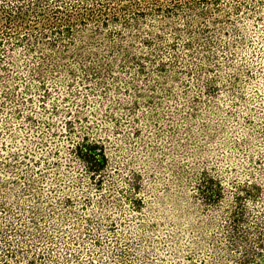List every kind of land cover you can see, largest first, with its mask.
<instances>
[{"label": "rangeland", "instance_id": "1", "mask_svg": "<svg viewBox=\"0 0 264 264\" xmlns=\"http://www.w3.org/2000/svg\"><path fill=\"white\" fill-rule=\"evenodd\" d=\"M238 2L231 0L218 14L222 22L198 36L194 53L178 45L185 64L172 63L174 51L166 43L163 51L152 52L154 60L144 58L151 50L135 39L129 50L139 59L129 61L127 70L116 64L117 78L101 65L99 79L71 59L61 64L74 67L73 75L49 72L54 70L50 63H39L26 47H9L8 56L0 49L2 264H82L91 258L85 254L89 248L95 264H219L210 255L229 243L227 214L240 191L237 180L259 186L252 189L256 200L249 201L244 192L243 202L255 215L264 211V8L238 13ZM235 27L244 31V39L233 33ZM104 30L105 40L115 34ZM92 34L91 28L83 33ZM227 45L237 49L236 58L224 51ZM100 52L104 62L114 56L124 64L122 54L108 47ZM137 62L146 72L138 71ZM40 68L49 77L47 92L36 76ZM60 75L62 82L51 78ZM87 141H98L110 157L102 188L90 182L75 155L76 146ZM204 169L215 175L220 171L227 193L210 208L197 191ZM62 172L77 181L59 180ZM41 195L46 197L42 202ZM65 195L72 196L68 204L62 201ZM87 195L92 205L86 206ZM177 201L196 214L195 226L205 213L206 223H215L207 230V249L188 246L200 232L177 218ZM38 206L44 216L35 224ZM53 216L59 218L60 232L49 227ZM21 223L31 229L30 236L14 231ZM243 227L250 233L239 247L254 246L253 229L249 223ZM181 232L185 250L176 257L168 251V237ZM13 248L17 256L11 258L7 252Z\"/></svg>", "mask_w": 264, "mask_h": 264}, {"label": "trees", "instance_id": "2", "mask_svg": "<svg viewBox=\"0 0 264 264\" xmlns=\"http://www.w3.org/2000/svg\"><path fill=\"white\" fill-rule=\"evenodd\" d=\"M230 1L0 0V49L5 52V56H8L9 47H15V45L26 47L33 57L37 56L36 58L37 60L39 59V63H50V67L54 70H49V72L56 71L63 73L67 71L70 75H73L75 72L74 67L69 64H61L62 60L71 59L86 72L97 75L99 79H102L99 76L102 73L101 65H103L107 73L117 78L115 74L116 64L127 70L129 61L139 59L131 52V49L129 50V44L133 43L135 39L140 41L142 49L150 48L151 50V52L142 55L144 58L154 60L152 52L155 50L163 51L162 44L166 43L169 45L170 50L174 51L172 53V63H183L184 56L178 51V45L182 44L189 52L194 53V46L198 36L202 32L209 31L217 22H222L218 14L227 11L225 6ZM234 8L238 13L242 11V8L257 13L261 8H264V0H239ZM230 18L228 16L227 20L232 22ZM90 28L93 29L94 35H83ZM104 29L109 30V33H115L116 38L114 35H106L109 40L103 39L101 36L106 34L104 33ZM232 31L242 39L246 37L244 31L238 27H235ZM143 32L144 35H141ZM129 34L131 38L128 37ZM225 34L227 33L225 32ZM169 36H173V39L171 40ZM173 40H176V43ZM178 40H181V43ZM208 41L209 43L213 42L211 39ZM85 43H88V45H85ZM102 47H108L115 54H122L125 57L124 64L118 63L114 59V56L110 61L104 62L100 52ZM61 48L63 50L59 51ZM224 51L229 52V56H233V58H236L238 55L237 49H233L230 45L224 46ZM149 54L150 56H148ZM191 57L193 58L194 54H191ZM137 63L139 65L138 71L146 72V66L141 62ZM9 64L13 67H19V64L13 61H9ZM94 64L96 65L94 66ZM5 66L4 64L2 68H5ZM217 66L218 69L222 67L221 64ZM163 67H165L164 64ZM35 72L36 76L39 75L41 77L39 78L40 86L47 92L50 84L49 77L46 78L41 68ZM91 74L86 77V80H89ZM51 78H53L55 83L63 81L62 75ZM23 102L27 103L28 99L24 98ZM75 155L84 165V170L88 174L90 182L96 188H102L103 180L106 177L107 168L110 163V157L106 149L98 141H87L76 146ZM217 172V175H215L204 169L200 172V177L197 181L199 198L206 208L219 205L226 199L227 193L225 184L222 181L223 177L220 175V171L217 170ZM248 174L251 175L252 173ZM22 176L19 173V177ZM24 177L27 178V175ZM69 177H71L69 182L77 181V176H70L65 172L59 175V180L66 178L64 179L66 181ZM236 184V189L240 191L236 193V196H233L235 197V203L232 204V208L229 210V214H227L230 224L229 243L225 247H221L218 253H211L210 258L218 261L219 264H228V262L230 264H264V219L261 221L264 218V211L260 216L255 215L248 204L243 202L244 192L249 194V197H247L249 201L253 202L256 200V194H254V190L252 189L258 191L259 186L253 183V181L241 182L237 180ZM81 192L85 193L86 190L82 189ZM71 197V195H65L62 201L68 204L72 200ZM40 198L42 202L46 197L41 195ZM85 200L86 206L93 204L90 196L87 195ZM176 207L181 211L177 215V218L180 220L186 219L188 225L192 226V229L200 232L198 235H193L189 240L188 246L191 249H207L205 244L210 237L207 230L215 223H206L207 219L204 220V218H208V214L205 213V215H202L203 222L199 226H195L194 217L196 214L192 210L186 212L184 207L182 209V203L178 201L176 202ZM24 210L27 209L24 208ZM42 211L43 208L40 206L36 208V211H33L32 218L35 219L32 221L33 223L37 224V220L43 218L44 213ZM51 216L52 214H49V217ZM260 217L262 218L260 219ZM58 219L53 216V222H49V227H53L54 230L60 232L59 223H56ZM204 223L206 224L204 225ZM247 223H249L251 226L249 228L253 229V234L256 236L254 238L255 245L252 246L249 243H245L239 247L240 240H246L248 233H250V229L244 230L243 227ZM69 224L72 225L70 222ZM21 226V228L13 227L14 231H21L23 233L21 235L24 237L32 234L27 224L21 223ZM184 237L182 232L168 237L167 244L170 247L168 251L172 255L178 257L184 253L185 249L182 241ZM49 239L53 243V240L56 239L55 235ZM99 240L96 239L95 242L98 243ZM234 248L240 249V253H235L236 250ZM7 254L11 258L17 256L14 248L10 251L8 250ZM85 254H89L91 257L89 261H85L88 262L86 264H95L93 250L89 248ZM224 254L226 255L223 256ZM2 263L0 261V264ZM171 264L178 263L173 262Z\"/></svg>", "mask_w": 264, "mask_h": 264}]
</instances>
